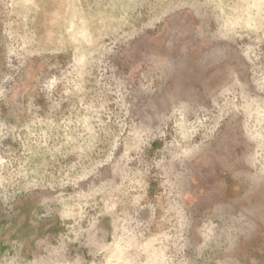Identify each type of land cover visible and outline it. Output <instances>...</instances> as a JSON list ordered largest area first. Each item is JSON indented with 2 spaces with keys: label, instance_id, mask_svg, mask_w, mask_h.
Segmentation results:
<instances>
[{
  "label": "rangeland",
  "instance_id": "obj_1",
  "mask_svg": "<svg viewBox=\"0 0 264 264\" xmlns=\"http://www.w3.org/2000/svg\"><path fill=\"white\" fill-rule=\"evenodd\" d=\"M263 186L264 0H0V264H209Z\"/></svg>",
  "mask_w": 264,
  "mask_h": 264
},
{
  "label": "crops",
  "instance_id": "obj_2",
  "mask_svg": "<svg viewBox=\"0 0 264 264\" xmlns=\"http://www.w3.org/2000/svg\"><path fill=\"white\" fill-rule=\"evenodd\" d=\"M227 208L225 206V209ZM250 208H260V213L257 212L254 220L247 216L238 223H209L207 228L210 231L209 236L213 239L207 246L208 249L203 251L204 256H213L209 264H264V211L262 213L259 205L248 204L246 209Z\"/></svg>",
  "mask_w": 264,
  "mask_h": 264
}]
</instances>
